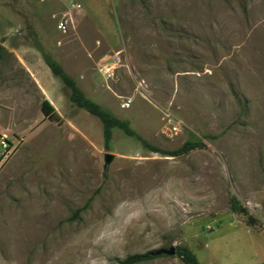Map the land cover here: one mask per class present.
<instances>
[{"label":"rangeland","instance_id":"obj_1","mask_svg":"<svg viewBox=\"0 0 264 264\" xmlns=\"http://www.w3.org/2000/svg\"><path fill=\"white\" fill-rule=\"evenodd\" d=\"M35 43L151 144L204 145L171 156L114 127L106 147ZM0 46V264H118L170 245L264 264V0H0Z\"/></svg>","mask_w":264,"mask_h":264},{"label":"trees","instance_id":"obj_2","mask_svg":"<svg viewBox=\"0 0 264 264\" xmlns=\"http://www.w3.org/2000/svg\"><path fill=\"white\" fill-rule=\"evenodd\" d=\"M35 45L41 51L44 62L50 68L51 72L55 76L59 77L62 83L69 89L70 100L78 107L85 109L100 119L102 124L103 141L106 147L109 146V143L112 140L114 127L120 128L128 136L136 138L148 150L166 155L179 156L189 152L191 149L204 145V142L201 139L196 138L193 135L186 139L181 146L172 150H165L151 144L147 139H145L134 128L131 127L130 121L128 119L119 118L114 113H112L111 110L101 106L99 103L88 97L79 87L76 79L64 69L58 60H56L50 53L45 51L40 44L35 43ZM0 50L7 51L3 46H0ZM41 109L48 117L60 119L58 112L48 98H44L42 100ZM230 204L233 211L248 215L246 206L241 205L236 197H231ZM251 220L252 217L249 216L248 223H251ZM176 254L183 260L185 264H201L196 254L185 245L176 246ZM155 256L157 255L154 254V250H150L145 252L131 253L126 255L124 258L117 259V261L118 264H137L150 260Z\"/></svg>","mask_w":264,"mask_h":264},{"label":"water","instance_id":"obj_3","mask_svg":"<svg viewBox=\"0 0 264 264\" xmlns=\"http://www.w3.org/2000/svg\"><path fill=\"white\" fill-rule=\"evenodd\" d=\"M113 158L111 153H106L104 156L105 162L109 163ZM176 253V247L174 245H170L167 248H159L154 250V254H167V255H174Z\"/></svg>","mask_w":264,"mask_h":264},{"label":"built area","instance_id":"obj_4","mask_svg":"<svg viewBox=\"0 0 264 264\" xmlns=\"http://www.w3.org/2000/svg\"><path fill=\"white\" fill-rule=\"evenodd\" d=\"M78 6V5H77ZM57 27L62 31V32H65L66 29H65V26H64V23L63 22H59ZM120 62V58L119 56H115L114 60L112 61L113 65L116 64V63H119ZM113 73V72H112ZM130 102L131 100L130 99H124L122 102H121V107L123 108H127L129 107L130 105ZM172 129L177 131L178 130V126L173 124L172 125Z\"/></svg>","mask_w":264,"mask_h":264},{"label":"crops","instance_id":"obj_5","mask_svg":"<svg viewBox=\"0 0 264 264\" xmlns=\"http://www.w3.org/2000/svg\"><path fill=\"white\" fill-rule=\"evenodd\" d=\"M22 57L24 58V62H27V64H26V68H27V69L33 74V73H34V70H33V68L30 66L31 63L28 61V59H27L26 56L23 55ZM34 78L37 79V77H36L35 75H34ZM41 87L43 88L44 91H46V90H45V86H41ZM46 94H47V93H46Z\"/></svg>","mask_w":264,"mask_h":264}]
</instances>
